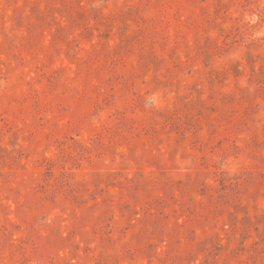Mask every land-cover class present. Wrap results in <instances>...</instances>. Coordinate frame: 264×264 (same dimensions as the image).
<instances>
[{
	"label": "rangeland",
	"instance_id": "1",
	"mask_svg": "<svg viewBox=\"0 0 264 264\" xmlns=\"http://www.w3.org/2000/svg\"><path fill=\"white\" fill-rule=\"evenodd\" d=\"M0 264H264V0H0Z\"/></svg>",
	"mask_w": 264,
	"mask_h": 264
}]
</instances>
